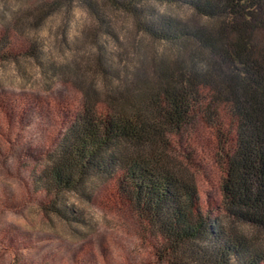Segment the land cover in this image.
<instances>
[{
	"label": "trees",
	"instance_id": "1",
	"mask_svg": "<svg viewBox=\"0 0 264 264\" xmlns=\"http://www.w3.org/2000/svg\"><path fill=\"white\" fill-rule=\"evenodd\" d=\"M79 2L102 31L93 45L104 86L85 87L79 68L60 67L63 80L71 67L82 96L60 113L33 173L40 208L83 222L68 195L91 198L103 182L107 204L136 222L157 264H264V0ZM99 2L162 48L139 40L129 55L117 52ZM159 5L200 19L190 24ZM40 53L34 42L0 36V62L34 59L46 69ZM200 183L214 186L216 199L205 201Z\"/></svg>",
	"mask_w": 264,
	"mask_h": 264
},
{
	"label": "rangeland",
	"instance_id": "2",
	"mask_svg": "<svg viewBox=\"0 0 264 264\" xmlns=\"http://www.w3.org/2000/svg\"><path fill=\"white\" fill-rule=\"evenodd\" d=\"M54 1L0 0V36L9 35L22 46L34 42L48 66L43 69L34 59L0 62V264H157L136 222L107 204L103 182H96L91 198L68 195L83 222L68 223L38 204L43 194L33 185V173L44 164L63 124L60 113L82 96L70 84L69 69L79 68L85 87L104 86L93 45L94 34L102 31L79 0L70 7H54ZM100 6L122 42L117 52L124 48L129 55L139 40L145 50L162 48L136 35L129 17ZM159 8L190 24L200 19L184 6ZM44 9L51 12L40 20L35 12ZM66 64L71 67L63 80L60 67ZM200 188L205 201L216 199L214 186L200 183Z\"/></svg>",
	"mask_w": 264,
	"mask_h": 264
}]
</instances>
